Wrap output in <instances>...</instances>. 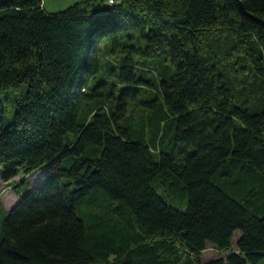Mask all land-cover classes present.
I'll return each instance as SVG.
<instances>
[{"label": "trees", "instance_id": "1", "mask_svg": "<svg viewBox=\"0 0 264 264\" xmlns=\"http://www.w3.org/2000/svg\"><path fill=\"white\" fill-rule=\"evenodd\" d=\"M43 1L0 4L1 179L47 170L0 264H264V0Z\"/></svg>", "mask_w": 264, "mask_h": 264}, {"label": "rangeland", "instance_id": "2", "mask_svg": "<svg viewBox=\"0 0 264 264\" xmlns=\"http://www.w3.org/2000/svg\"><path fill=\"white\" fill-rule=\"evenodd\" d=\"M80 1L83 0H44L43 6L48 13H59ZM46 171H47L46 168H43L37 171L36 173H34L31 177H29L28 181H26L21 186L10 188L8 184L2 182L1 179L2 173L0 169V204L5 209L12 210L22 199L21 194H28L34 186L38 185L42 181V178L45 175ZM16 181L20 182L22 181V178H18L16 179ZM240 236H241L240 232H237L235 234L233 238L234 247L236 246ZM230 253L231 252L221 253L214 248H209L207 251L204 252L203 260L209 261L212 259L227 257Z\"/></svg>", "mask_w": 264, "mask_h": 264}, {"label": "water", "instance_id": "3", "mask_svg": "<svg viewBox=\"0 0 264 264\" xmlns=\"http://www.w3.org/2000/svg\"><path fill=\"white\" fill-rule=\"evenodd\" d=\"M9 1H11V0H0V4L1 3H6V2H9Z\"/></svg>", "mask_w": 264, "mask_h": 264}, {"label": "built area", "instance_id": "4", "mask_svg": "<svg viewBox=\"0 0 264 264\" xmlns=\"http://www.w3.org/2000/svg\"><path fill=\"white\" fill-rule=\"evenodd\" d=\"M111 3H114L113 1H111Z\"/></svg>", "mask_w": 264, "mask_h": 264}]
</instances>
